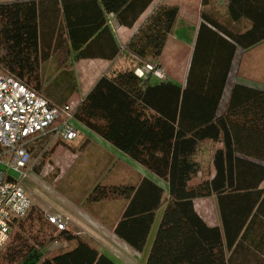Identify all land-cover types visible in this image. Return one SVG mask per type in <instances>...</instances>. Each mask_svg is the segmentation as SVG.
<instances>
[{
  "label": "trees",
  "instance_id": "1",
  "mask_svg": "<svg viewBox=\"0 0 264 264\" xmlns=\"http://www.w3.org/2000/svg\"><path fill=\"white\" fill-rule=\"evenodd\" d=\"M154 1H83L85 9L97 11L98 25L87 18L85 24L93 22L92 31L69 32L77 59L116 58L122 52L118 44H110L108 57L101 55L106 15L114 14L120 25L133 27ZM226 3L228 21L203 13L207 24L201 27L186 86L151 75L140 78L136 68L129 67L103 77L75 111L77 122L169 184V200L165 190L148 179L138 187L99 186L92 196L95 201L111 196L129 201L115 233L139 253L145 250L158 211L167 204V211L179 212L191 231L167 264H235L236 253L245 256L243 264H255L252 254L264 253V92L234 84L226 110L220 111L238 47L248 51L264 42V0ZM178 15L176 6H159L125 51L160 68L156 62ZM241 21L250 22V29L237 31L233 24ZM41 40L35 3L0 4V70L39 94L40 70L48 56ZM49 141L35 140L30 151L46 148ZM212 196L219 202L222 228L208 226L195 209V200ZM45 219L32 208L17 220L0 264H116L59 228L60 238L77 245L46 257L55 233L40 239L47 235ZM48 224L54 226L49 219Z\"/></svg>",
  "mask_w": 264,
  "mask_h": 264
},
{
  "label": "crops",
  "instance_id": "2",
  "mask_svg": "<svg viewBox=\"0 0 264 264\" xmlns=\"http://www.w3.org/2000/svg\"><path fill=\"white\" fill-rule=\"evenodd\" d=\"M16 1L35 3L37 7L39 27L42 34L41 47L48 54L40 70L42 84L40 94L54 104H70L75 111L103 77L110 76L118 70L129 67L136 68L141 65L137 59L125 51L126 46L159 6H176L179 9V15L168 38L163 55L156 63L161 65L168 81L180 84L183 87L187 83L201 27L203 24H207V18L203 16V13H206L208 17L216 14V17L219 16L222 21H228L226 0H155L133 27L120 25L114 14L106 15L107 24L102 30L106 27L108 30L102 36L105 45L101 48L102 53H100L108 57L113 51L110 44L112 46L118 44L122 52L116 58L105 59L101 57L78 60L68 34L71 31L79 33L87 30L92 31L93 22L90 26L85 23H87V18H91L95 19V25H98L96 10L92 8L85 9L83 2L85 0H0V4ZM233 26L237 31H245L250 29L251 23L241 21L240 23H234ZM260 47H264V42L248 51L238 47L221 100V112H224L228 106L234 84L264 92V82L260 81L262 78L259 72V57L251 56L249 58V55L260 49ZM181 52L185 53L184 69L182 77H177L175 58H178ZM169 53L172 57L171 65L164 61L166 54L169 55ZM220 60L222 59L220 58ZM141 67L145 68L144 65H141ZM242 71H244V75H241ZM262 76L264 77V75ZM78 124L81 128L80 138L75 141L76 143H66L63 148L64 169H66L67 160H70L68 158L69 154L75 155L77 154L75 152H86L91 147L92 150H96L95 153L113 160V163L103 171V175L107 176L108 181L106 185L103 186V183L100 187L107 188V190L118 186L138 187L144 179H148L163 188L165 198L169 200V184L167 182L115 148L85 125L80 122ZM34 153L32 156H34ZM35 163L33 159V168ZM116 169L118 170L115 176L109 177L108 175ZM97 187H99L98 183L95 187L90 188L84 196H78L73 199L74 202L69 200L63 205V220L60 217L58 218L62 220L66 230L116 264H167L178 253L181 248L170 251L165 247H158L151 251L152 247H150L152 241L160 240L165 246L175 241L174 231L176 229L174 230V224L170 222L172 219L168 215L176 211H167V204L158 211L145 250L139 253L115 233V228L129 205V201L119 196H111L95 201L92 196L95 194ZM260 189L264 190V183L260 186ZM194 203L197 213L208 226L222 228L223 223L216 196L198 199ZM57 242V240L54 241V245ZM76 245V241L63 240V251L59 254L72 250ZM54 247L50 249H54ZM49 253L50 250L45 252L46 255ZM231 255L232 252L228 253L227 257H231ZM236 257L238 258H236L235 264L238 260L240 264H243L245 256L242 253H236ZM253 257H256L254 263L258 264L260 260H264V253L259 251L257 254H252Z\"/></svg>",
  "mask_w": 264,
  "mask_h": 264
},
{
  "label": "built area",
  "instance_id": "3",
  "mask_svg": "<svg viewBox=\"0 0 264 264\" xmlns=\"http://www.w3.org/2000/svg\"><path fill=\"white\" fill-rule=\"evenodd\" d=\"M224 1V0H223ZM135 69L140 78L151 75L168 80L162 68L144 63ZM81 128L70 104L56 105L16 77L0 70V253L7 247L13 226L34 207L23 186L33 172L30 145L39 138L71 143L80 138ZM52 224L64 230L58 217L48 216Z\"/></svg>",
  "mask_w": 264,
  "mask_h": 264
},
{
  "label": "rangeland",
  "instance_id": "4",
  "mask_svg": "<svg viewBox=\"0 0 264 264\" xmlns=\"http://www.w3.org/2000/svg\"><path fill=\"white\" fill-rule=\"evenodd\" d=\"M171 53V52H170ZM166 54L164 61L171 65L172 57ZM172 54V53H171ZM179 57L175 58L176 60V76L182 77L183 75V62L185 61V53L181 52ZM259 57L260 60V81L264 82V47L254 51L249 55V58ZM248 58V59H249ZM191 68V67H190ZM165 73V72H164ZM168 73V72H167ZM169 75V74H168ZM241 75H244L242 71ZM76 143V142H75ZM74 144V143H73ZM66 146L64 142H53L51 145H48L46 148L43 146H37V149L33 152V159L36 162L35 167L33 168L32 175L28 180L23 182V186L30 194L33 199L34 207L46 217V233L40 236V239L50 238V234L55 233L54 240L58 241L56 245L54 242L48 247L50 253L46 257H53L58 255L63 251V239L60 238L57 228L54 226H49L48 216L54 218L60 217L63 220V205L67 201H73L76 197L84 196L92 187L95 185L100 186L101 184L106 185L108 179L103 175L104 170L107 169L113 162L110 158H104L99 153H95V149L89 148L86 152H75L77 154H69L67 160L66 169L63 167V148ZM68 150V149H67ZM79 151V150H77ZM32 152V154H33ZM70 152V151H69ZM74 152V151H73ZM64 169V170H63ZM118 169L112 171L111 174H107L109 177L115 176V173ZM105 181V182H104ZM170 222L174 224V234L175 241L170 242L169 245L165 246L160 240L152 241L150 244L151 251L157 249L158 247H165L168 250H177L181 248L183 238L189 233L190 226L184 220L179 212H175L168 215ZM28 224V222H27ZM17 228H13L12 233H15ZM12 235V234H11ZM11 241V239H10ZM56 247H54V246ZM54 249H50V248ZM149 247V249H150ZM155 253V252H154Z\"/></svg>",
  "mask_w": 264,
  "mask_h": 264
}]
</instances>
